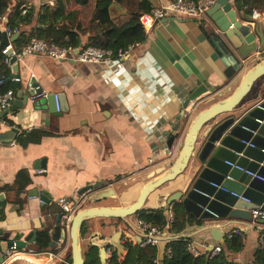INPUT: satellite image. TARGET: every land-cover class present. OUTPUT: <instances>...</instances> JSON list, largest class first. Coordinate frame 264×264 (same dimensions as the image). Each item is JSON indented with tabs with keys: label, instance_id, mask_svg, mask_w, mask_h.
<instances>
[{
	"label": "crops",
	"instance_id": "crops-1",
	"mask_svg": "<svg viewBox=\"0 0 264 264\" xmlns=\"http://www.w3.org/2000/svg\"><path fill=\"white\" fill-rule=\"evenodd\" d=\"M156 1L158 4L166 0ZM230 1L237 10V17L248 23L253 31L258 29L262 33V52L257 57L264 58V9L254 7L260 16L249 19L238 7L240 0ZM40 5L41 0H31L25 5L35 8L26 32L35 24ZM211 25V17L206 12L200 18L167 16L155 23L145 41L131 47L119 59L79 62L26 55L17 61V71L12 66L7 70L9 76L20 78L17 82H7L8 88L15 92L14 100L19 93L16 83L26 89L32 77L44 94L58 95L60 110L51 109L43 99L40 103L39 97L36 100L28 97L23 105H14L0 118V132L8 136L5 142H0V186L9 187L0 190V240L5 237L26 240L28 247L35 249L33 243L39 231L47 229L51 237L56 214L61 212L56 204L58 197L66 196L82 203L89 196V193L79 195L82 187L105 181L95 193L113 188L124 195L117 199L108 197L95 204L123 205L135 199L147 180L160 174L166 163L175 158L190 121L207 106L194 107L192 104L185 109L188 116H181L184 99L190 90L202 81L209 86L234 81L236 86L239 82V75L227 78V67L209 42L204 29ZM4 27L5 23L0 21L1 34ZM12 45L17 48L15 41ZM178 122L174 134L178 135L170 146L173 153L168 156L164 150L166 139ZM21 134L27 138L24 144L18 141ZM42 158L45 164L35 167V162ZM20 172H25L29 179L22 190L17 188ZM168 184L156 191L169 193L178 186L176 181ZM32 189L46 195L49 203L42 202L36 195L30 196L28 193ZM77 195L80 198H76ZM158 195L156 192L147 200L145 209H161L166 216V202ZM19 200L22 206L17 203ZM187 215L182 212L179 216L180 222L185 224L182 231L167 229L163 234L188 237L195 245L211 247L207 241L211 237L198 233L195 224L186 221ZM130 219L131 227L113 218L89 221L90 234L81 239L84 253L90 246L92 234L101 240L121 231L120 242L122 237L131 241L134 237L137 239L135 223L139 217L134 215ZM236 227L243 231V248L234 254L233 260L252 264L253 252L264 239V223L237 219L223 228V236L216 245L221 246L227 232ZM34 231L36 238L29 242ZM67 235L63 228L55 251H38L40 253L32 256L36 263L71 264L72 260L67 259L71 255ZM27 263L33 264L25 260L12 262Z\"/></svg>",
	"mask_w": 264,
	"mask_h": 264
},
{
	"label": "water",
	"instance_id": "water-1",
	"mask_svg": "<svg viewBox=\"0 0 264 264\" xmlns=\"http://www.w3.org/2000/svg\"><path fill=\"white\" fill-rule=\"evenodd\" d=\"M206 13L212 20V25L204 29L209 35V42L226 65L227 78L239 75V82L236 86V81L230 82L233 86L229 82L209 86L202 81L190 90L184 99L181 116L192 104L194 107L207 106L190 121L175 158L166 163L158 176L142 185L135 199L123 205H97L95 203L108 197L115 199L124 194L113 188L95 193L94 190L104 186L105 181H95L80 189V196L86 193L89 196L79 203L78 208L82 207L74 213L69 224L71 264H85L80 236L83 223L93 219L113 218L120 219L131 227L133 223L130 218L145 208L147 200L155 196L156 192L166 202L165 213L180 205L183 212L193 218L197 232L211 237L207 238L211 247L222 238L224 227L237 219L251 220L252 208L260 206L264 209V58L257 57L262 52L263 35L258 29L257 32L253 31L248 23L237 17V10L230 0H215ZM18 35L8 37L5 31L2 32L0 49L9 41H14ZM17 61L16 57L11 58L14 71L18 70ZM254 62L256 64L252 65ZM16 85L19 89L18 97L13 101L12 107L0 111V118L14 108V105H23L28 97L32 100L39 97L37 101L41 103L43 99L51 109L55 108L54 93L40 98L43 89L32 77L26 89L20 83ZM227 93L230 95L227 96ZM259 95L262 96L255 97ZM178 125L179 122L166 140L168 147L175 139ZM6 136L7 133L0 132V142H5ZM44 164L45 158H42L35 162V167ZM170 181L178 184L174 191H156L168 186ZM28 194L36 195L42 202L49 203L48 197L37 189H32ZM92 203L95 205H91ZM62 214H56L49 247H54L61 239ZM257 221L264 223V217ZM121 233L117 231L109 239L101 240H97L94 234L89 236L90 245L98 249L100 264H110L106 258V249L111 245L116 248L118 255L121 254ZM35 238L34 231L29 242ZM17 244L23 246L25 242L18 240ZM11 245L12 240L8 237L0 240V264H12L13 260L4 262V252ZM166 245V239L157 244L158 264H163Z\"/></svg>",
	"mask_w": 264,
	"mask_h": 264
},
{
	"label": "trees",
	"instance_id": "trees-1",
	"mask_svg": "<svg viewBox=\"0 0 264 264\" xmlns=\"http://www.w3.org/2000/svg\"><path fill=\"white\" fill-rule=\"evenodd\" d=\"M28 1L0 0V21L20 29L18 37L14 40L17 48L36 36L61 46L94 45L113 52L145 41L147 32L140 22V16L157 5L156 0H53L52 4H49L48 0H43L45 2L37 10L35 24L29 32H26V26L31 23V17L35 13L34 7L25 9ZM238 7L246 17H249L254 7L264 9V0H240ZM1 15H4L6 20L2 19ZM4 68L0 52V70ZM7 88L8 83L2 87L3 90ZM177 135L178 133L175 136ZM18 141L24 144L27 138L21 134L18 136ZM17 179L18 190H22L29 183L25 172H20ZM8 188V185L0 186V190ZM20 201L17 203L22 206ZM173 212L172 226L168 230L180 232L185 227V224L179 220L183 209L180 205L174 206ZM136 215L160 229L165 227L166 217L161 209L143 208ZM116 220L121 222L120 219ZM186 221L190 224L194 222L190 215L186 216ZM90 227L89 221L83 223L80 228L81 239L90 234ZM49 242V231L43 229L38 232L33 245L37 251H55V247H49ZM189 242L188 237H173L165 247V251L167 247H171V255L167 257L164 252L163 264H239L233 260L234 254L243 248V239L239 235H233L231 238L225 236L221 250L214 255L205 253L193 256L187 251ZM122 244V253L118 255L115 251L111 264H158L157 245L140 246L131 240H126ZM84 256L85 264H100L96 247L90 245ZM67 259L71 262V255ZM252 264H264V239L253 252Z\"/></svg>",
	"mask_w": 264,
	"mask_h": 264
},
{
	"label": "built area",
	"instance_id": "built-area-1",
	"mask_svg": "<svg viewBox=\"0 0 264 264\" xmlns=\"http://www.w3.org/2000/svg\"><path fill=\"white\" fill-rule=\"evenodd\" d=\"M214 3L215 0H166L163 2H159L149 12L143 13L140 16V22L145 31L148 33L157 21H160L161 19L167 16L200 18L203 16L206 10ZM259 16L260 12L253 9L251 13V18L256 19ZM1 18L3 19L4 16H1ZM4 31L6 32L7 36L20 33V29L18 27H11L9 24H5ZM133 46L134 45H129L127 49L119 48L116 52H113L110 49H103L94 45H80L79 47H72L70 45L61 46L53 42H47L43 38L36 36L31 37L27 43L19 46L18 48H15L12 45V41H9L4 48L0 49V52L2 54V62L5 65V68L0 70V110L7 109L12 104L15 98V92L13 89L7 88L3 90L2 87L8 81L17 82L20 80V78L17 76L8 75L7 70L10 69L12 66V57H16V59L19 60L26 55H42L57 60L73 59L79 62H109L113 59H119L123 57ZM76 49L77 51H75ZM42 95L45 96L46 94L43 93ZM54 103L55 110L59 111L60 105L56 94H54ZM187 112L188 110L184 112V118L188 116ZM164 150L168 156H171L173 153L171 148L168 146H165ZM77 197L80 198L78 195L76 196V198ZM242 198L248 200L245 197ZM79 203L80 202L77 199L72 200L66 196H61L56 199V204L60 208V211L63 213L61 225L63 226L67 234L71 218L74 213H76ZM250 214L252 220L257 221L260 218L264 217V209H262L260 206L252 208L250 210ZM165 217L166 223L164 229H160L151 222L144 221L143 219H137L135 224L138 230V235L137 239L135 237L133 238V241L138 243L140 246H155L160 240L163 239H166L168 243L173 237H166V235L163 234V231H166L172 226L174 218L173 208H170L168 210ZM233 235H239L242 237L243 231L237 227L233 228L227 232L226 237L231 238ZM67 238H69L68 235ZM10 239L12 240V245L7 248L4 252V262H8L11 260H25L33 264H38L32 256L40 252H38L33 247H28V242L26 240H23L25 242L23 246H18V240L13 238ZM121 239L122 243L127 240L125 237H122ZM262 243L263 240L261 239L260 244ZM220 250L221 246L219 245H215L213 247L208 248L204 244L195 245L192 242H189L187 244V251L193 256H199L205 253H208L209 255H214L217 254ZM115 251L116 248L112 245L107 247L106 249V258L110 264ZM165 253L167 257H170L171 247H167Z\"/></svg>",
	"mask_w": 264,
	"mask_h": 264
},
{
	"label": "rangeland",
	"instance_id": "rangeland-1",
	"mask_svg": "<svg viewBox=\"0 0 264 264\" xmlns=\"http://www.w3.org/2000/svg\"><path fill=\"white\" fill-rule=\"evenodd\" d=\"M30 1H31V0H29L28 2H30ZM44 2H45V1L41 0V5H42V3H44ZM48 3H49V4H52V3H53V0L48 1ZM26 8H28V7L26 6L25 9H26ZM36 9H37V8H36ZM22 12L24 13L25 10L23 9ZM27 264H29V263H27Z\"/></svg>",
	"mask_w": 264,
	"mask_h": 264
},
{
	"label": "bare ground",
	"instance_id": "bare-ground-1",
	"mask_svg": "<svg viewBox=\"0 0 264 264\" xmlns=\"http://www.w3.org/2000/svg\"><path fill=\"white\" fill-rule=\"evenodd\" d=\"M33 259V258H32Z\"/></svg>",
	"mask_w": 264,
	"mask_h": 264
}]
</instances>
